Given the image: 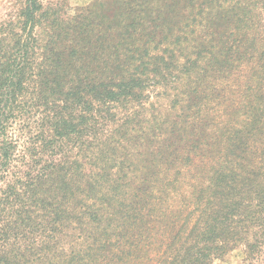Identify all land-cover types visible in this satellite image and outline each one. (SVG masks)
<instances>
[{
    "label": "trees",
    "instance_id": "1",
    "mask_svg": "<svg viewBox=\"0 0 264 264\" xmlns=\"http://www.w3.org/2000/svg\"><path fill=\"white\" fill-rule=\"evenodd\" d=\"M244 3L129 0L128 26L153 34L177 25V40L196 51L178 62L152 57L146 77L76 78L46 94L29 89L39 0L0 26V264H217L239 248L263 255L264 35L244 39ZM187 76L199 79L190 86ZM155 88L170 112L136 119L127 106ZM131 141L147 146L138 175L122 171Z\"/></svg>",
    "mask_w": 264,
    "mask_h": 264
},
{
    "label": "rangeland",
    "instance_id": "2",
    "mask_svg": "<svg viewBox=\"0 0 264 264\" xmlns=\"http://www.w3.org/2000/svg\"><path fill=\"white\" fill-rule=\"evenodd\" d=\"M127 1L129 0H39L42 6L34 21L33 33L37 45L32 64L33 77L29 83L30 92L46 94L51 89H64L74 84L76 78L100 82L146 77L155 63L152 57L165 56L169 59L170 55H174V61L178 62L182 60L181 54L190 57L196 51L195 46L181 44L177 40V25L167 31L156 30L153 34L147 24L128 26L135 15L126 18L123 4ZM24 2L25 0H0V26L9 21H21L18 15ZM244 4V39L264 35V0H245ZM183 79L184 84L193 86V82L199 77L187 76ZM157 91L156 88L155 91L147 89L144 96L149 95L148 101L144 97L142 105L136 102L127 106L138 112L136 119H151L150 115L158 111L163 116L170 112V98H156ZM40 108L37 107L36 110ZM122 108V111L117 109L119 117L125 116ZM164 118H167V123L174 119L171 114ZM154 128L155 125L151 124L147 137ZM131 142L133 144L128 154H125L122 171L134 173L138 167L144 166L147 146L137 148L134 141ZM122 158L123 155L120 157L119 154V159ZM177 177L179 180V176ZM186 177L189 175L181 174V185ZM242 249L228 253L217 264H264V247L263 255L253 258H248Z\"/></svg>",
    "mask_w": 264,
    "mask_h": 264
}]
</instances>
